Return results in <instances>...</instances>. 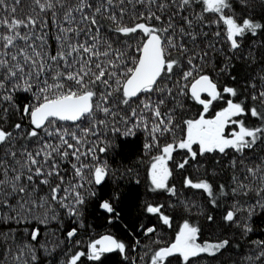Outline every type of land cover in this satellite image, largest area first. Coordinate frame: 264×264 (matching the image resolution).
I'll return each instance as SVG.
<instances>
[{"label": "snow or ice", "instance_id": "snow-or-ice-1", "mask_svg": "<svg viewBox=\"0 0 264 264\" xmlns=\"http://www.w3.org/2000/svg\"><path fill=\"white\" fill-rule=\"evenodd\" d=\"M125 3L131 5L130 10ZM200 3L204 6L203 12L196 13L194 6ZM240 3L254 7L250 0H240ZM21 4L22 0H0V28L5 29L0 32V209H7L0 210V226L19 224L23 219L21 213H30L33 207L47 206L54 211L53 204L59 205L68 216L81 218L91 199H95L99 209L118 217L114 202L120 199L119 193L113 191L106 196L91 190L93 187L102 188L114 174L107 161H101L97 155V152L107 153L111 147L109 141L100 138L101 127L125 137L135 136L139 129L147 132L149 142L144 144V149H159V154L151 158L152 191L166 190L173 195L176 188L168 183L172 176L169 161L173 160V153L178 149L187 151V158L175 164L176 168L184 169L190 160L196 161L198 155L216 151L225 153L229 148L243 154L245 150L254 151L258 142L264 143V87L258 89L255 83L248 85L253 89L251 106L229 99L227 107L216 112L214 118L206 119L204 113L214 101L222 98L212 76L194 63L196 60L206 62L209 53L191 55L183 37L189 36L195 42L196 34L174 23V17L180 15L191 27L193 21L183 15L185 12H191L201 23L204 22V13H216L218 19L213 23L222 22L226 26V41L235 52L241 50L243 40L249 34L264 33V23L261 22L264 21V10L258 14V19L245 10L247 18L238 22L234 14H225L226 9L232 8L229 0H29L28 11L18 15ZM137 4L145 11L138 12ZM172 8L175 11L165 15ZM129 11V21L125 22L124 17ZM49 22L55 27L53 39L57 46L54 52L49 50ZM102 28L115 34L116 39H104ZM137 33L142 34L134 48L138 55H130L127 49L132 45L121 38L133 37ZM215 35L219 37L220 32ZM113 43H120L122 47H113ZM212 47L214 45H208L209 49ZM247 55L253 63L258 58L264 60V42L259 53L249 49ZM184 59L186 66L182 63ZM227 70V67L221 69ZM177 71L180 79L173 83L184 94L183 89L189 85L181 84V81L191 79V96L203 106V113L198 119L183 122V138L176 139L173 135L171 143L161 146L160 137L173 134L174 128L178 127L174 110L162 112L164 98L154 101L151 95L142 97V94L172 97V88L161 82L165 77L171 79ZM260 80L264 83V76ZM222 91L232 97L238 94L237 88L231 86H224ZM204 93L208 99L201 98ZM120 106L128 108L126 116L121 117L123 132L114 124L111 127L108 124L109 118L114 121L118 116ZM248 113L260 121L258 126L248 127L243 120L234 119ZM99 114L105 118L98 119ZM57 122H71L75 127L71 130L58 127ZM84 123L88 126L81 127ZM230 123L238 124L239 130L227 136L225 129ZM89 136L96 137V140L89 141ZM17 141L38 143L39 146L30 151L26 144L17 148ZM194 145H198V151L194 150ZM69 157L75 161H69L75 183L66 181L62 175L61 162ZM88 158L91 163L85 162ZM235 163L233 160V166ZM247 172L262 182L261 187L255 189L259 199L246 209L237 201L223 215L224 221L236 223L245 234L253 231L252 216L258 211L264 212V195H260L264 193V167H249ZM53 177L57 180L55 184L51 182ZM184 183L213 197V185L207 180L194 182L186 178ZM39 185L48 186L47 196L35 197ZM85 185L89 188L82 192ZM223 189L224 186L220 185L222 193ZM249 191L253 189L243 183L232 189L234 194L247 195ZM211 203L215 205L216 199ZM144 207L147 213L158 214L164 225L171 224V217L161 211L163 205L146 202ZM238 212L247 213L243 224L237 221ZM52 218L55 219V215ZM207 220L214 223L215 217L208 215ZM80 226L83 227L82 222ZM77 231L75 227L68 230L66 239L71 241ZM155 231V227H148L145 234ZM200 231L199 226L185 220L174 242L152 253L150 264H166L177 254L183 258L184 264H189L190 258L201 254L215 257L230 245L228 239L198 243ZM39 235V229H34L30 242L17 248L12 258L14 264H39L38 249L31 243L37 241ZM13 236L11 229L7 233L0 232V238L4 240L13 239ZM253 244L257 252L247 260L250 264H264V240L253 241ZM128 247L113 235H102L88 242L87 251L72 253L62 264H78L85 256L100 261L106 253L113 252L124 254L127 259ZM40 248L47 255L55 251L54 247L43 244ZM7 252H11V248Z\"/></svg>", "mask_w": 264, "mask_h": 264}, {"label": "trees", "instance_id": "trees-1", "mask_svg": "<svg viewBox=\"0 0 264 264\" xmlns=\"http://www.w3.org/2000/svg\"><path fill=\"white\" fill-rule=\"evenodd\" d=\"M232 4L231 9H226V15L234 14L240 22L243 18H247L250 14L254 18H259L258 14L264 10V2L262 0H250L254 7H247L240 3V0H229ZM29 0H22V4L18 7V15L28 11ZM127 9H131V5L125 3ZM195 12H203V4L195 5ZM138 12H143L145 9L140 5H136ZM155 10V8H153ZM175 11V8L169 9L165 15ZM159 14V13H158ZM131 11L125 15V22L129 21ZM193 23L191 27L185 24L180 15L174 17V23L178 27H184L186 31L196 34V41L193 42L189 36L183 37V42L187 44L191 55H202L204 51H208L209 55L206 62L194 61L198 66L202 67L204 73L212 76L221 90L222 98L214 101L209 111L211 114L215 110L227 107V100L233 102L245 103L246 107L253 104L250 96L253 89L248 85L255 83L256 87H264L260 77L264 76V60L257 59L256 62L250 61L247 52L249 49L256 53L261 51V43L264 42V33H258L256 36L249 34L243 40L241 50L233 52L226 41V26L221 22L213 23L218 19L216 13H204V22H198L191 12H185ZM264 23V21H261ZM156 23V22H153ZM49 50L55 51L56 42L53 39L55 27L49 22ZM159 26V25H158ZM5 29L0 28V32ZM23 31V30H22ZM220 32V36L215 35ZM202 33H208L207 36ZM179 39V33H176ZM101 36L104 39H116L115 34L102 28ZM142 34L137 33L133 37H122V40H127L128 44L132 45L127 51L130 55H138L134 48L140 41ZM83 39V36L81 37ZM214 45L211 49L208 45ZM113 47H122L120 43H113ZM175 55V51H173ZM186 66V59L182 61ZM227 67V71L221 69ZM231 77H236L233 80ZM179 72L171 77H165L162 80V85H167L172 88V97L161 94H142L143 96L151 95L155 101L160 98L165 99V105L162 106V112L168 109L174 110L175 122L178 127L174 128L173 134H166L160 137V145L171 143L173 135L176 139H181L184 136V121L194 118L203 111V106L195 101L189 91V87L183 89L184 94H181L180 87L173 82L179 80ZM187 83L190 85L191 79L187 82L181 81V84ZM224 86L237 88V96L232 97L229 94L223 93ZM174 97V99H173ZM202 99H208L207 95H201ZM128 112L127 106H120L118 116L113 121L108 120L109 127L113 124L123 132L124 125L121 117L126 116ZM102 114L98 115V119H104ZM151 119V118H150ZM236 120H243L248 127L258 126L260 121L254 118L250 113L235 117ZM25 123H27L25 119ZM231 124L229 126H236ZM58 127H66L70 130L75 127L71 122H57ZM88 126L87 123L81 124V127ZM100 138L111 143V147L107 153H99L101 161H107L112 172L108 180L102 188L93 187L91 190L100 191L106 196L113 191L119 193L120 199L114 202L115 212L118 217L113 214H108L98 208L95 199H91L85 205L84 215L81 218L70 217L64 209L59 205L53 204L54 211H50L47 206L33 207L31 212H22V221L19 224L11 223L7 226H0V232L7 233L10 229L14 233L13 239L4 240L0 238V264H14L13 255L18 247L30 242V234L34 229H39L40 235L37 241H31L38 249L39 264H62L72 253L76 251H87V244L90 240H94L97 236L103 233H110L117 239L122 240L128 245L127 259L125 255L113 252L106 253L100 261H92L87 256L82 257L78 264H150L152 253L161 246L167 245L175 239L181 224L188 220L193 225L200 227L201 231L198 236V243L215 242L222 239H228L230 245L216 254L215 257L208 254H201L198 257L190 258L189 264H250L247 260L248 256H254L257 252L253 241L264 240V212L258 211L252 216L250 221L253 231L244 233L243 229L237 226L236 223H230L223 220V215L226 210H231L232 206L238 201L239 205L247 208L250 204H254L259 196L255 189L261 187V181L251 177L247 168L260 165L264 159V143L258 142L253 150H245L243 154L237 153L229 148L225 153L211 152L203 155H198L196 161H191L184 169H178L172 162V176L168 183L170 186H175V194H171L166 190L152 191L151 181L147 173V164L150 158L159 153L158 148H153L150 151L144 149V144L149 142L148 133L143 129L137 130L135 136L125 137L121 134L108 131L101 127ZM79 134V133H78ZM43 135V134H42ZM89 141H95L96 137L89 136ZM21 144H26L28 149L35 150L38 148V143L27 141H17V148ZM174 155L176 158H187V151L178 149ZM22 160V157H19ZM175 158V159H176ZM84 159V158H82ZM235 160V166L232 161ZM75 162L69 157V160L61 162L62 175L66 181L75 183L73 179V170L71 163ZM85 162L91 163L88 158ZM12 163L11 159L8 161ZM27 174V173H26ZM259 175V174H258ZM186 178H191L194 182L199 180H207L213 185V197H209L204 190L191 188L185 185ZM235 178V179H234ZM78 179V178H77ZM53 184L57 183L55 177L51 178ZM39 184V180L36 181ZM239 183H243L248 188L253 189L247 195L241 192L233 193L232 189L238 187ZM220 185L224 186L223 193L220 191ZM66 186V185H65ZM89 186L85 185L82 192H86ZM35 197H43L48 195V186L39 185L38 191L34 194ZM264 195V193H260ZM50 198V197H49ZM71 199V197L69 198ZM212 199H216L217 203L213 205ZM154 205H163L161 211L171 217V224L164 225L158 214H150L145 210V203ZM7 211V209H0ZM55 215V219L52 216ZM215 217V222H209L207 216ZM47 217V219H46ZM247 219L246 212L237 213V221L243 224ZM111 220V222H109ZM81 222L83 227L80 226ZM77 228V235L71 241L66 239V233L71 228ZM148 227H155L156 231L145 234ZM76 241H80L79 244ZM138 241L139 243H136ZM43 244L48 248H55L51 255H47L40 245ZM11 248V252L7 249ZM166 264H184L183 258L179 255L170 257Z\"/></svg>", "mask_w": 264, "mask_h": 264}, {"label": "rangeland", "instance_id": "rangeland-1", "mask_svg": "<svg viewBox=\"0 0 264 264\" xmlns=\"http://www.w3.org/2000/svg\"><path fill=\"white\" fill-rule=\"evenodd\" d=\"M222 109H219V110H215L212 114H210V116H205L206 119H211V118H214L215 116V113L218 112V111H221ZM203 113V111L201 113H199L198 115H196L194 118L192 119H198L199 116ZM205 115V113H204ZM230 125V124H229ZM227 126V128L225 129V135L227 136H230L232 131H238L239 130V125L237 124L236 126ZM194 150H198V145H194L193 146ZM169 167H170V163H169ZM150 172V171H149ZM183 225V223L181 224V226ZM180 226V227H181ZM180 229V228H179ZM178 233V232H177ZM174 241V240H173Z\"/></svg>", "mask_w": 264, "mask_h": 264}, {"label": "flooded vegetation", "instance_id": "flooded-vegetation-1", "mask_svg": "<svg viewBox=\"0 0 264 264\" xmlns=\"http://www.w3.org/2000/svg\"><path fill=\"white\" fill-rule=\"evenodd\" d=\"M214 112V111H213ZM210 112H207V113H205V116H210ZM198 151V150H197ZM175 153V152H174ZM174 153H173V160L172 161H169V163H170V168H171V164H172V162L174 163V164H176V163H178V162H180V161H182L183 160V157H181V158H176V156L174 155ZM159 153H157V154H155V155H153V156H156V155H158ZM152 156V157H153ZM151 157V158H152ZM151 158H150V160H149V162H148V164H147V173H148V176H149V179H150V175H149V171H150V164H151ZM176 158V159H175ZM172 169V168H171ZM151 181V180H150Z\"/></svg>", "mask_w": 264, "mask_h": 264}, {"label": "water", "instance_id": "water-1", "mask_svg": "<svg viewBox=\"0 0 264 264\" xmlns=\"http://www.w3.org/2000/svg\"><path fill=\"white\" fill-rule=\"evenodd\" d=\"M215 82V81H214ZM189 91H190V85H189ZM191 93V92H190ZM202 95H207L206 93H204V94H202ZM102 235H112V234H110V233H103V234H101V235H99V236H97L95 239H99L100 238V236H102ZM172 242H174V241H172ZM172 242H170L169 244H167V245H164V246H168V245H170ZM164 246H161V247H164ZM178 255V254H177Z\"/></svg>", "mask_w": 264, "mask_h": 264}]
</instances>
